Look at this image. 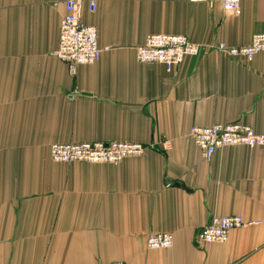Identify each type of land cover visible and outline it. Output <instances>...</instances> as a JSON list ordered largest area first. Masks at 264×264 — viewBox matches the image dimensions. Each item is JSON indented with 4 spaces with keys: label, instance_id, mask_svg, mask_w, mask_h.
I'll use <instances>...</instances> for the list:
<instances>
[{
    "label": "crops",
    "instance_id": "1",
    "mask_svg": "<svg viewBox=\"0 0 264 264\" xmlns=\"http://www.w3.org/2000/svg\"><path fill=\"white\" fill-rule=\"evenodd\" d=\"M66 1L0 0V264H264V149L207 162L191 136L235 122L264 133V53L212 49L264 34V0H242L239 15L205 0H96L81 18L103 52L75 76L55 55ZM158 34L201 53L171 70L139 63ZM97 142L152 147L116 165L50 157L55 143ZM214 216L251 225L198 247ZM161 233L173 247L148 249Z\"/></svg>",
    "mask_w": 264,
    "mask_h": 264
},
{
    "label": "built area",
    "instance_id": "2",
    "mask_svg": "<svg viewBox=\"0 0 264 264\" xmlns=\"http://www.w3.org/2000/svg\"><path fill=\"white\" fill-rule=\"evenodd\" d=\"M205 1L219 3L225 11L234 15L241 13L242 0ZM84 5L92 13L97 9L96 0H67L65 2L66 15L61 22L59 46L55 53L56 57L68 66L72 76L77 74L80 66L95 64L103 52L99 45L96 28L85 24L81 18ZM212 49L221 55L243 58L252 62L258 54L264 53V34L253 36L251 42L244 46L231 47L224 42H218ZM135 50L139 63L160 64L168 70L181 65L187 58L198 57L201 53L200 45L192 43L187 37L166 34L148 36L144 44ZM191 136L207 162H210L216 152L223 148L244 146L264 149V133H257L251 126L241 122L211 127H193ZM166 146L170 147V143H166ZM151 147L128 142L55 143L50 146L49 153L55 163L82 162L116 165L128 158L142 156ZM250 225L241 216H214L198 231L195 244L200 247L206 244L226 243L232 231ZM173 245L174 238L169 233L150 234L147 237V248L151 250H168Z\"/></svg>",
    "mask_w": 264,
    "mask_h": 264
}]
</instances>
